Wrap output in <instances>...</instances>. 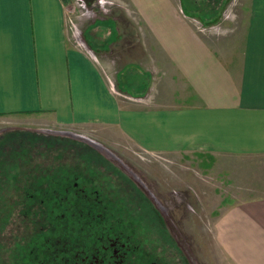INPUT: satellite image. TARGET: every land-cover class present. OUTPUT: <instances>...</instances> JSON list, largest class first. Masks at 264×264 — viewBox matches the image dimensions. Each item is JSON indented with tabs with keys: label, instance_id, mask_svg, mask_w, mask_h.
Instances as JSON below:
<instances>
[{
	"label": "rangeland",
	"instance_id": "obj_1",
	"mask_svg": "<svg viewBox=\"0 0 264 264\" xmlns=\"http://www.w3.org/2000/svg\"><path fill=\"white\" fill-rule=\"evenodd\" d=\"M68 3L70 35L125 110L196 103L197 39L234 52L235 38L223 36L243 32L242 0ZM135 69L143 84L149 77L144 94L118 83ZM262 199L264 153L146 152L113 129L0 116V264H38L39 240L58 264H119L115 248L124 264H244L220 218ZM63 224L74 227L73 246Z\"/></svg>",
	"mask_w": 264,
	"mask_h": 264
},
{
	"label": "crops",
	"instance_id": "obj_2",
	"mask_svg": "<svg viewBox=\"0 0 264 264\" xmlns=\"http://www.w3.org/2000/svg\"><path fill=\"white\" fill-rule=\"evenodd\" d=\"M242 4L240 39L237 29L223 36L234 37L238 51L211 53L197 39L199 101L125 110L91 51L70 35L68 0H0V116L113 129L146 152L264 153V0ZM139 72L118 76L124 91L129 83L131 94L146 92L149 77L143 84ZM219 228L234 252L245 253L244 264H264V199L230 208Z\"/></svg>",
	"mask_w": 264,
	"mask_h": 264
},
{
	"label": "flooded vegetation",
	"instance_id": "obj_3",
	"mask_svg": "<svg viewBox=\"0 0 264 264\" xmlns=\"http://www.w3.org/2000/svg\"><path fill=\"white\" fill-rule=\"evenodd\" d=\"M57 204H58V202L55 204V206H57ZM70 213L72 214V212H70L69 210H68V212L66 213V214H68V216L71 218V215H70ZM74 217V212H73V215H72V219H75V218H73ZM65 219L66 220H68V218H67V215L65 216V218H64V221H65ZM60 231H61V234L64 236V233L67 235V238H66V241H65V245H66V247H69V246H73V241H74V239H75V235H74V227H70L69 225H68V228H65L64 227V224L62 225V229L60 228ZM43 241L42 240H39L38 242H37V244L36 243H34L33 245H35L36 246V249H37V261H38V264H58L57 262H56V259L54 260V261H49V259H51V258H53V255L52 256H50V258L48 259V258H45V252H44V248H43ZM30 245H32V244H30ZM39 246V247H38ZM113 252L115 253L114 254V256L115 257H118V263L119 264H124V260H123V253H118V249H114L113 250ZM106 262V261H105ZM104 262V263H105ZM63 264V263H62ZM66 264H73V263H70V262H67Z\"/></svg>",
	"mask_w": 264,
	"mask_h": 264
}]
</instances>
